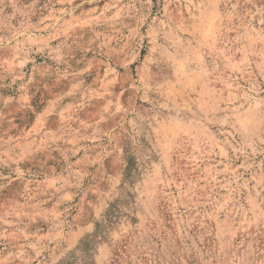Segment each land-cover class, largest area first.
I'll use <instances>...</instances> for the list:
<instances>
[{
	"label": "rangeland",
	"instance_id": "rangeland-1",
	"mask_svg": "<svg viewBox=\"0 0 264 264\" xmlns=\"http://www.w3.org/2000/svg\"><path fill=\"white\" fill-rule=\"evenodd\" d=\"M0 264H264V0H0Z\"/></svg>",
	"mask_w": 264,
	"mask_h": 264
}]
</instances>
